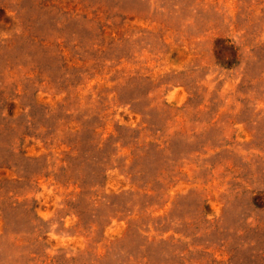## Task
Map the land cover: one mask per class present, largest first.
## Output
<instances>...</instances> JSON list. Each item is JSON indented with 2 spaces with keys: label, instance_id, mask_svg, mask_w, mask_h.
Segmentation results:
<instances>
[{
  "label": "rangeland",
  "instance_id": "obj_1",
  "mask_svg": "<svg viewBox=\"0 0 264 264\" xmlns=\"http://www.w3.org/2000/svg\"><path fill=\"white\" fill-rule=\"evenodd\" d=\"M0 264H264V0H0Z\"/></svg>",
  "mask_w": 264,
  "mask_h": 264
}]
</instances>
